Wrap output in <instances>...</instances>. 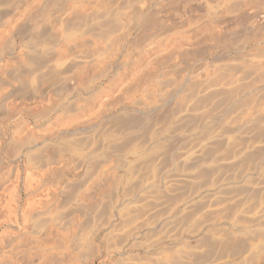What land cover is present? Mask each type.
Masks as SVG:
<instances>
[{"label":"bare ground","instance_id":"obj_1","mask_svg":"<svg viewBox=\"0 0 264 264\" xmlns=\"http://www.w3.org/2000/svg\"><path fill=\"white\" fill-rule=\"evenodd\" d=\"M126 1L0 0V264H248V262L264 264V197L252 201L248 195L242 194L243 191L240 194L237 192L236 195L223 193L229 187L233 189L241 185L249 186L252 191L263 188L264 180H257L258 182L254 180L255 183H249V180L254 176L259 178L264 176V158L256 160L239 176H236L237 172L225 174L226 176L224 174L219 176L218 173L208 182L199 185L195 192L182 193L183 195H181L179 194L181 192L176 190L175 186H179V182L186 183L188 180L190 182V179L194 178L192 174H186L180 169V172H176L179 164L185 166L183 164L188 165V161L191 162L192 159L198 160V157L200 159V155L203 156V151H205V145L207 150L206 141H215L216 143V140L219 142L221 140L226 142L225 145L229 144L231 136L219 133V130L213 129L212 131L211 128V131H208L207 126H211L210 123L215 117L214 119H205L199 128L203 130H201L202 132H208V136L205 135L207 138L204 140L203 136L204 141L197 142L193 147L190 148L189 146V149L182 151L177 157V161L170 163L174 165L167 167H162L161 161L163 159L161 157L164 143L174 135L175 131L172 129L175 127V125L173 127L174 123L167 124V128L162 133L156 131L158 134L156 133L155 137L154 135L150 137L144 144H140L138 141L133 143L138 140L137 137H134L136 140H130L133 141L130 145L128 138H125V133L128 130L123 131L122 128H120L121 130L117 128H114L115 130L100 127L87 128L79 132L72 130L70 124L60 126L59 130L50 134L52 136L45 139L43 137V140L36 139L33 135L26 139V136L21 135V138L18 137L19 139L15 140L16 142H11V140L13 141V137H11L12 127L21 125L20 129H28L34 132L44 122L51 121L52 115H55L53 113L57 112L60 103L64 100L62 98L63 100L59 101V83L62 76L60 60L62 45H60V40L66 38L69 33H73L74 36L75 34L81 35V37L89 35V31H87L89 23L86 24L88 16L93 15L95 17V14L110 13L114 5L116 6L120 2L126 3ZM128 1L131 3V0ZM138 1L129 3L131 6L123 7L124 10L122 9L123 12H121L125 18L136 20V22L133 20L135 22L134 27L130 23L133 28H130L128 24L126 28V32L127 29H133L134 40L137 41L136 45H145L151 43L158 36L170 32L177 33L182 29L192 27L194 21L193 18L190 20L191 16L194 17L197 11H201L199 8L205 10L204 14L207 13V15L204 18L207 17L208 21L205 19L203 21H207L217 28L218 38L216 37L213 42H203L204 44L197 46V49L190 50L191 53L183 51L182 55L179 56V53L182 52L180 51L179 57L185 56L187 59L188 57L189 59L209 57L214 60V63H217L221 59L220 57L225 54L222 52L227 50L224 47L233 48L232 44L234 46L237 44L236 41V44L233 43L235 39L250 38L248 40L249 45L255 43L257 38H260L259 36H264L263 31L261 32L264 28L262 27L260 30L261 25L264 24V0H240L247 6L245 5V7L242 3V9L237 13L239 8H235L236 14L233 13V15H228L230 12H227L232 6L226 7L234 0ZM250 3L254 4L251 6ZM259 3H263L262 6ZM194 7L198 10L195 11ZM110 9L112 10L110 11ZM203 23L206 25V22ZM182 31L184 32V30ZM128 32L130 33V31ZM260 33L263 34L259 35ZM257 34L259 36L253 39ZM81 37L80 39H82ZM87 38L90 36L86 37V41ZM94 40L92 39V41ZM239 40L237 41L239 42ZM252 40L255 41L251 42ZM78 42L80 44V40ZM79 44L77 46L81 52L85 46L80 49ZM102 44L103 41L102 43L99 41V43H95L94 47L97 50L102 49L104 46L99 48ZM221 48H223L222 52L220 51ZM89 49L90 54L94 49L87 48L85 50L89 51ZM230 50L228 51L230 52ZM95 52L97 51L95 50ZM80 54L77 57L74 56L75 62H82L83 57ZM95 56L94 54L90 55V59L95 61L96 66H101V69L99 68L101 73L100 77L94 80V85L102 82L107 75V71L103 69L106 67V63L104 64L105 67L101 63L103 58L99 61L98 57ZM256 56L259 58L258 55ZM261 58H264V55ZM83 62L82 64L85 63ZM256 63L259 64L260 60L258 62L256 60ZM92 67L94 66L92 65ZM99 69L97 72H100ZM69 77L66 78L65 82L72 88L74 87L72 85L75 84H73V78L70 79ZM77 79L76 82L80 81V84L77 82L79 85L76 84V86L80 88L81 85L84 88L83 80ZM139 87L145 94L153 89L146 83ZM206 89L204 90L207 92ZM253 89L254 92L257 90L264 91L262 90L264 84ZM152 92H156V90L153 89ZM132 96L129 98L132 99ZM148 100H153V98L145 101L148 102ZM105 101L107 99L103 102ZM103 102H99L96 111H93L97 118L106 112ZM131 103L134 104V102ZM152 104L156 106L155 103ZM147 107L149 108V106ZM249 107L251 108V106ZM121 109L124 110V108ZM261 109H257V111H261ZM185 111L187 110L185 109ZM184 112L180 111V116L184 115ZM247 113L252 115V111ZM245 115L247 116V114ZM234 116L236 115L234 114ZM239 117L242 119V116ZM123 128L125 129L124 126ZM139 128L141 129V127ZM196 131L193 132L197 133ZM31 132L30 134H32ZM96 133L98 140L94 139ZM242 133L238 134L242 135ZM238 134H236V138ZM244 134L246 135L243 133V136ZM249 136L246 135L245 140L242 137L244 140L242 143H246L240 146L238 150L236 149L237 151L235 150L236 152L231 156L226 157L225 155L223 157V155L221 157L215 153L214 157H210L207 161L202 157L200 165L209 169L213 165L214 167L216 165V168L217 165L223 164L237 166L242 163L240 161L244 160L243 157L245 158L246 154V158L248 157L247 152L257 148L264 149V140H253L254 138L251 139ZM183 137L186 138L185 135ZM130 138L133 139V136ZM122 139L125 142L124 147H120L122 152L119 154L118 147L120 145L118 146V144L121 143H115L116 145H111V143ZM232 140L231 142H233ZM125 143L129 144V147L126 146L128 148L125 147ZM113 145H115V149L117 148L115 152L119 151L116 153L117 155H114V152L113 155H110V149L114 148H112ZM123 148L126 149L123 151ZM220 155L222 154L220 153ZM206 156L209 155L206 153ZM250 158L252 157L250 156ZM95 163H101L98 168L99 174L98 172L94 174L95 170L93 171V169L97 167ZM9 164H14V166L11 165V167ZM7 167L9 168L7 169ZM134 169L137 171L133 172ZM173 172L175 174L172 176L171 173ZM79 173L85 176L83 178V189L85 190L89 185L96 183L99 175L101 181L102 179H109L108 186L109 184L110 186L108 189L106 188L108 192L96 189L91 193L83 190L84 193L76 191L75 194H71L67 189L68 193L66 191L68 184ZM134 184L137 185L135 188ZM109 188L112 190L109 191ZM176 191L177 194H175ZM170 193L173 197L172 200H170ZM173 193L176 197L173 196ZM108 195L111 196L108 197ZM164 195L170 196V199L166 198L170 202L163 199L166 197ZM227 205H234L237 208L228 212L226 211ZM207 214L214 215L213 219L204 221L202 218ZM178 218H183V220L180 219L179 221ZM237 237H247L246 239L250 237L245 250L237 253L228 252L224 255L214 252L208 257L210 250L224 249Z\"/></svg>","mask_w":264,"mask_h":264},{"label":"rangeland","instance_id":"obj_2","mask_svg":"<svg viewBox=\"0 0 264 264\" xmlns=\"http://www.w3.org/2000/svg\"><path fill=\"white\" fill-rule=\"evenodd\" d=\"M123 1H126V0H123ZM127 1H126V3L120 2L119 4L117 3L118 5L117 4H116V6L114 5V7H112L113 10L110 9V11L112 10L110 13L109 12L107 14L100 13V15L95 14V17L93 15L90 17L88 16L89 20L86 19V21H87L86 24L88 25V23H89V29L87 31H89V33L91 35L87 32L89 35H86V36L84 35L85 37H81V35L78 36L75 34V36H74L73 33H69L68 36H66V38L64 37V38H62V40H60V43H61L60 45H62L61 50H60V60L62 63V65H61L62 76L61 77H63V78L60 77V79L62 81L60 80V83H59V89H60L59 101L60 100L62 101L63 99L64 100L62 101V103H60L61 105L58 108L57 112L53 113L55 115H52L51 121H49L48 123L44 122L43 123L44 125L42 124V126L38 129L34 130V132H31L28 129H26L28 131H26L24 129H20L21 125L16 126V127H12L11 137H13L12 138L13 141L11 140V142L14 143V141L18 137L21 138L20 137L21 135L26 136L25 137L26 139H27V137L30 138L33 135L36 139L43 140L45 138L52 136L50 134H52L54 131L56 132L57 130H59L58 128H60V126L63 127V126L70 124V128L72 130H75V131L78 130L79 132L83 129L85 130L87 128H99V127L100 128H107V129L108 128H113V129L114 128H117V129L122 128L123 131L124 130H128V131L130 130V132L127 131L128 133L127 132L125 133V135H126L125 138H128L129 144L130 143L132 144L133 141L131 142L130 140H136L135 139L136 137L138 140L134 141L133 143H135V142L137 143V141H138V143L144 144L153 135L155 137L157 132H159V133L164 132V130L167 128L166 126H168L167 124L174 123L173 127H174V125H175V127L172 129H174V131H175L174 132L175 136L173 135L172 138L168 139L164 143L165 144V146H164L165 151L163 150L162 153L164 155H167V156H164L162 154V157H161V159H163V161H161L163 164L162 167L163 166L167 167L168 165L169 166L174 165V164H170V163H175L177 161V157H179V154L182 151L189 149V146L191 148L194 145H196L197 142L202 141L203 136H204V140L207 138V137H205V135L208 136V134H207L208 132L207 133H206V131L202 132L203 130L199 129V128L201 127V125H203V121L205 119H207V118H213L214 119V117H215V119H214L215 121L213 120L210 123L211 126L210 125L207 126L209 128L208 131H211V129H212V131H213V129L215 131L219 130L218 131L219 133L221 132L223 134L231 136V139L228 142L229 144L228 143L227 144L229 146H232V147L225 145L226 142L224 143L221 140H220V142L218 140H216V143H215V141H206V144L208 145V147L206 150V145H205V149H204L205 151L202 150L203 156L201 154L200 159H199V157H198V160L192 159L193 161L192 160H191V162L188 161V165L183 164L185 166H181L182 164H179L181 167L178 165V167H177L178 169L176 170V172H178L180 169V171H182L186 174L187 173L189 175L192 174V176L195 178V179L193 178L192 180L190 179V182H189V180L186 183L185 182H182V183L179 182V186L178 185L175 186L177 188L176 190H179V192H181V193L178 192L181 195L186 194L187 192L188 193L189 192L190 193L195 192V190H197L199 188V185L201 186L202 184H204V182H208V180L210 178L216 176L218 173H219L218 174L219 176H221L223 174H224V176H226L228 173L237 172L236 176H239L242 173V171H244L247 167L251 166L256 160L263 159L264 158V149L263 148H257L251 152L250 151L247 152L248 157L246 158V155H247L246 154L245 158L243 157L244 160L240 161L243 164L239 163L240 165L238 164L237 166H229V165L223 164L224 166L223 165H217L218 167L216 168V165H215V167L213 165L209 169V168H206L205 166L200 165V161H202V157H204L203 159L204 160L206 159V161H207V159L209 160L210 157L211 158L214 157L215 153H216V155H219L221 157L223 155H224L223 157H225V155H226V157H228L229 155L231 156L233 153H235L239 149L240 146H243L246 143V142L242 143L245 140L244 137L246 135L249 136L251 133H252L250 135L251 137L249 136L251 139L254 138L253 140H256V139L257 140H264V91H258L257 90L254 92V89H253L256 86H260V85L264 84L263 83L264 82L263 81L264 80V58H261V56L264 55V47H263L264 46V36L261 35L264 33V30H261L262 27L264 28V24L261 25V27H260L261 32L263 31V33L259 34L261 36H259L257 34V36L255 35V37L253 39H256V37H258V36L260 38H257L258 40H256V41L255 40L251 41V42L255 41V43H250L248 45V40L250 38H248V39L244 38L246 40L245 41L241 37L242 39L241 38L237 39V40L241 39V40H239V42L236 39L234 40V42H233L234 44H236L235 41L237 42V44L235 46L232 44L234 49L232 47H230V48L224 47L227 50L224 49L225 51L222 52L223 48H221L222 50L220 49V51L222 53H225V54H223L224 55L223 56L221 53L222 57H220L221 59H219L220 61L218 60L217 63H214V60H212V58L210 59L209 57L199 59L202 57L196 58L194 56V58H196V59H191V58L189 59V57L187 59L185 56L179 57L180 54L182 55L183 51L184 52L189 51L188 53H191L190 50L193 51L194 48L197 49L199 46H201L202 44H204L206 42H208V43H209V41L213 42V40H215L216 37L219 36V33H217L218 31L216 30L217 28L213 24L210 25L207 22L208 21L206 19L207 17L204 18V16L207 15V13L204 14L205 10L203 11L202 8H199V10H201V11L198 12L197 11L198 8H196V7L193 8L197 12L196 13L193 12V13H195L194 17L191 16L190 20L193 18L192 20L194 21L195 24L193 23V26L188 28V29L187 28L182 29V30H184V32L182 30H180L177 33L176 32L166 33L165 35L158 36V37L154 38L151 41V43L149 42L146 44L144 43L145 45H141L138 42L140 45H136L137 41H136V39L134 40L135 33H134V31H132L133 29H127V32H126V28L128 26L130 28L132 26L134 27L136 20L133 19V20H135V22H133L132 19L125 18V16L122 15L121 12H123L122 11L123 7L126 8L128 6H131L130 4H132V2L136 3L135 1H138V0H134V1L131 0V3H130V1H128V2ZM242 1H244V0H242ZM231 3L228 4V6L226 5L227 6L226 8H228L230 5L233 8L232 9L231 7H229L230 11H227L229 9L226 10L228 13L230 12L228 15H233V13L236 14L235 8H239V9H237L238 10L237 13H238L242 9L241 7L243 5L244 6L246 5L242 2L243 5L241 6L242 3L240 0H238V1L236 0V3H238V4L235 3V0ZM263 3H261V4L259 3L260 6H262ZM234 4H236V5H234ZM251 4L253 5L254 3H250V5ZM126 19H127V21H126ZM204 19L207 21H203ZM91 20H93V21H91ZM193 21H191V22H193ZM90 22H92V23H90ZM203 22H206V25ZM130 23L132 24V26ZM127 24H128V26H127ZM185 30H187V31H185ZM260 30H259V32H260ZM128 31H130V33ZM88 36H90V38L93 37L91 39L87 38V41H89V42L86 41V37H88ZM80 37L82 39H80ZM126 37H128V38H126ZM114 38L117 40H115ZM78 39L80 40V44L78 42L79 41ZM88 39H90V40H88ZM92 39H95L96 41L98 40L97 41L98 43H99V41L101 43L103 41L102 46L100 45L99 48H102L103 46L104 47L102 49L97 50L96 47H94L95 43H97V42H94L95 40L92 41ZM91 42H93L94 44H92ZM78 44L80 45L79 46L80 49L84 48L83 46H85L84 50L87 48H91V50L94 49L92 51L93 53L91 52L89 54L90 49H89V51L85 50L86 52L84 50L79 52V49L77 46ZM245 45L248 47H246ZM242 46H244V47H242ZM229 49L234 50V51L230 50V52H229L228 51ZM95 50L97 52H95ZM180 51H182V52H180ZM78 52L82 54V55L81 54L80 55L83 57L82 62L84 60V62H85V63L83 62L84 64H82L81 61L75 62L76 58H74V56L77 57V55H79ZM178 53H179V56H178ZM87 54H89L88 55L89 58L87 57ZM92 54H94V56L96 55L98 57L99 61L103 58L102 59L103 61L101 63L103 64L102 65L103 67L106 66L103 69H105V71H107V75L102 80V82H98L97 84L95 83V85H94V82H95L94 80H97L100 77L101 66L98 67V66H96L97 64L95 63V61L94 62L91 61L90 55H92ZM84 55H86V56H84ZM175 55H177L178 57ZM256 55H258L259 58H261V59L257 58ZM230 56H233V57L231 58ZM182 57H184V58L182 59ZM252 57H256V58H252ZM88 59H90V60H88ZM177 59H179V60H177ZM254 59H256L257 62L260 60V63L259 64L256 63V60H254ZM85 60H87V61H85ZM88 61H91V62L89 63ZM72 62H73V64H72ZM87 63L89 65L90 64L91 65L89 66ZM75 64H77V65H75ZM104 64H105V66H104ZM92 65L94 67H92ZM82 66H83V68H82ZM106 68H108V69L110 68V69L106 70ZM98 69L100 72H97ZM67 76L68 77L71 76L69 78L70 79L73 78L72 80L74 82H76L77 78H78L77 80L82 79L84 82V85H85V86L83 85L84 88L81 85H80V88H79V86H76V84L77 85L80 84L79 83L80 81L79 82L77 81L79 84L77 82L76 83L73 82V84H75V85H72L74 87L71 88V85H69V84L67 85L65 82L66 78H68ZM193 76H195V77H193ZM74 78H75V80H74ZM86 82H87V84H86ZM259 82H261V83H259ZM143 83H146V84H149L150 86H152L153 89L156 90V92H152L153 91V89H152V90H150V92L148 91L149 92L148 94L142 93L141 87H139V86L142 85ZM233 83H234V85H233ZM239 83H240V85H239ZM138 84H139V86H138ZM206 88H208V89H206ZM204 89H206L208 91L206 92ZM201 90H204V91L201 92ZM262 90H264V89H262ZM154 93H156V94L153 96ZM130 96H132V99H130L131 98ZM103 98H104V100L107 99L108 102L107 101L103 102L104 101ZM151 98H153L154 101L153 100H148V102L145 101L146 99H151ZM124 99H126V100L128 99V101H126ZM149 101L151 102V104H149L150 103ZM99 102L105 103L104 106L106 107L105 108L106 112L103 115H101V117L97 118V117H95V114H94L95 112H93V111H96L95 109H97L98 105L100 104ZM131 102H134V104H132ZM144 102H146V103H144ZM152 103H155L156 106H154ZM119 104H121V105H119ZM123 105H125L127 108L125 109V106L123 107ZM111 106H114V107H111ZM147 106H149V108ZM184 106H185V108H184ZM249 106H251V108ZM255 106H257V107H255ZM261 107H263V108L261 109ZM121 108H124V110H122ZM191 108H193V109L190 110ZM185 109L187 111H185ZM253 109H255V110H253ZM257 109H261V111L258 110L259 111V113H258ZM238 110H239V112H238ZM247 110L249 112L252 111V113H251L252 115H250V113H247L248 112ZM180 111H183V112L185 111L184 115L180 116V114H181ZM243 111H245V112H243ZM254 111H255V113H254ZM64 112H66V113L64 114ZM218 112H220V113H218ZM237 112H238V114H237ZM234 114L236 116H234ZM243 114L244 115L247 114V116H249V115L250 116L247 117L246 115L244 116ZM58 115H59V117H58ZM225 115H227V116H225ZM60 116H62V117H60ZM239 116H242V119ZM92 117H93V119H92ZM246 120L249 122V124H247L248 122L247 123L245 122ZM45 124L50 125L49 126L50 128ZM123 126L125 127V129L123 128ZM139 127H141V129ZM13 128L15 129L14 132H13V130H14ZM186 128H187V130H186ZM206 128H204V130H206ZM245 128H246V130H245ZM132 129L134 131H131ZM97 130H101V129H97ZM109 130H112V129H109ZM153 130H155V131H153ZM182 130H184V131H182ZM195 130H197L196 131L197 133L193 132ZM29 131L32 134H30ZM240 132L246 133V135L244 134V136H243V133H242V135L238 134ZM14 133H16V134H14ZM209 133L211 134V132H209ZM177 134H178V136H176ZM236 134H238L237 138L235 137ZM183 135H185L186 138H184ZM131 136H133V139L130 138ZM157 136H159V135H157ZM240 136H241V138H240ZM242 137L244 138V140H242ZM181 138H183V139H181ZM94 139L98 140L97 133L94 136ZM122 140H115L117 142L113 141L111 143V145L115 144V143L117 144L119 142L121 144H118V146L120 145L118 147L119 148L118 150L120 152L119 151L115 152V150H117V148L115 149V145H116L115 144L112 146V148L113 147L114 148L110 149V151H111L110 155L113 152H114L113 153L114 155H117L116 153H118V152H119V154H121V152H122L121 148L124 147V142H125L124 139H122ZM128 140H127V142H128ZM231 140L233 142L234 141H236V142L233 143V142H231ZM217 142H218V144H217ZM129 144L125 143V147L126 146L129 147ZM233 145H234V147H233ZM235 145H237V146H235ZM220 146H221V148H220ZM222 146H224V147H222ZM226 146H227V148H226ZM128 147H126V148H128ZM208 148H209V150H208ZM125 149L123 148V151ZM225 150H227V151L225 152ZM218 152H220L222 155H220V153H218ZM206 153L209 156H206ZM249 155L252 158H250ZM99 161L100 160H98V162ZM198 161H199V164H198ZM99 164H101V163H98V164L95 163V166H97V167H95L96 169L93 167L94 168L93 171L95 170L94 174H97V172L99 174V170H98V168L100 166ZM9 165L14 166V164H9ZM138 167L140 168V166H138ZM8 168L9 167H7V169ZM220 168H222V170H220ZM135 169L138 170V168H135ZM135 169L133 170V172L137 171ZM207 169H209L210 172L207 171ZM185 170H187V171H185ZM220 171L223 173H221ZM171 174L173 176L175 173L173 172ZM84 177L85 176L82 173L75 175L72 178L71 182L68 184V187L66 186L67 187L66 191H67V189H69V192L71 194H75L76 191L77 192L79 191L82 193H84V191H87V192L91 193L96 189H99L100 191L102 190V191L108 192L107 189L110 186V184L108 186V183H110V181H108L109 179H102V181H101L100 180L101 178L99 175L98 179L96 180V183L89 185L87 190H85V189H83L84 188V185H83L84 184V181H83ZM261 177L262 178L254 176L251 178V180H249V183H252V182L255 183L257 180L263 181L264 176L262 175ZM205 178H207V179H205ZM254 180H256V181H254ZM192 183H193V185H192ZM136 186L137 185H135L134 188ZM232 187H235V186H232ZM226 188H228V187H226ZM229 188H228V190L224 189L225 191H223V193L226 192V194L236 195L237 192L240 194L243 191L242 194L248 195V197H250V199H252V201H254L253 199H255V201H257V199L259 200V199H261V197L262 198L264 197V187L259 188V190H253V191L247 185H246V187H245V185H241L240 187L236 186L235 188L237 190L235 188H233V189L231 187H229ZM110 189L111 188H109V191H110ZM71 190H72V192H71ZM245 190H247V191H245ZM250 191H252V192H250ZM249 192L251 195L249 194ZM110 193L112 194V192H109V194ZM175 194H177V191ZM178 195H177V197H178ZM109 196H111V195H108V197ZM170 196H171V193H170ZM170 196L168 197V195H164L165 198H163V199H165V201L168 200L167 202H170V200H172V198H173L171 196V199H170ZM173 196L176 197V195H174V193H173ZM167 197L170 200L169 199L166 200ZM251 197H253V198H251ZM197 207H198V205H197ZM236 208H237V206L227 205L226 211L231 212L233 209H236ZM206 216H208V217H206ZM206 216H203V218H202L204 221H207V220L210 221L214 217V215H211V214H207ZM175 218H177V217H175ZM178 219H179V221H180V219L183 220V218H178ZM178 219H175V220H178ZM179 221H176V222H179ZM255 233H257V232H255ZM241 238L242 237L234 238L232 240L234 242L231 243L232 242L231 241L230 244L227 245L224 249H221L218 251L215 249L210 250L211 252L209 253L208 257L213 255L214 252H217V253L222 254V255L228 254V252H230V253H233V252L237 253L238 251L242 252L243 250H245L247 248L248 240L250 237L248 239H246L247 237L246 238L243 237L244 239L243 238L241 239ZM225 249L227 250V252ZM248 264H255V263L248 262Z\"/></svg>","mask_w":264,"mask_h":264}]
</instances>
